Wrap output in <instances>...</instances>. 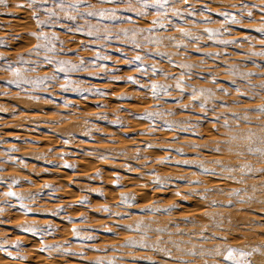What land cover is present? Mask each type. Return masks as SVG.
I'll list each match as a JSON object with an SVG mask.
<instances>
[{
    "label": "rangeland",
    "instance_id": "obj_1",
    "mask_svg": "<svg viewBox=\"0 0 264 264\" xmlns=\"http://www.w3.org/2000/svg\"><path fill=\"white\" fill-rule=\"evenodd\" d=\"M262 30L264 0L0 5V264H264Z\"/></svg>",
    "mask_w": 264,
    "mask_h": 264
},
{
    "label": "snow or ice",
    "instance_id": "obj_2",
    "mask_svg": "<svg viewBox=\"0 0 264 264\" xmlns=\"http://www.w3.org/2000/svg\"><path fill=\"white\" fill-rule=\"evenodd\" d=\"M5 2H6V0H0V5H2V4H5ZM105 2H110V3H120V2H124V0H105ZM128 2H131V0H128ZM142 2H143V4L145 5V6H147L148 4H149V2H150V0H142ZM169 2V0H151V3H152V5L153 6H160V7H162L163 6V4H166V3H168ZM31 3H33V4H36L37 3V0H31ZM60 3H61V6H63V4L65 3V0H60ZM73 8H76L77 10H79V4L78 3H73L72 5H71ZM126 11H136L135 9H126ZM104 13L103 12H99V13H96V12H94V13H90V15H103ZM139 15H143V13L141 12V13H138ZM53 15H55V13H53ZM249 15H251V13H249ZM69 19H74V17H69ZM235 22V21H234ZM262 31H264V30H262ZM90 35H91V33H89ZM141 59V57H139V56H137L136 57V60H140ZM62 63H69V62H62ZM73 67V70L76 68V66H72ZM63 70V69H62ZM130 81H132V82H134L135 83V80H134V78H132V77H129L128 78ZM155 87V86H154ZM68 167H72L71 165H68ZM9 195H13V196H15L16 194L15 193H9ZM81 203H84V201H81ZM24 231H31L32 229L31 228H29V227H25L24 229H23ZM229 259H231V253L229 254V257H228Z\"/></svg>",
    "mask_w": 264,
    "mask_h": 264
}]
</instances>
